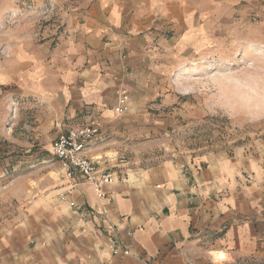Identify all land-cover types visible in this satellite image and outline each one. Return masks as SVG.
<instances>
[{
	"label": "crops",
	"instance_id": "crops-1",
	"mask_svg": "<svg viewBox=\"0 0 264 264\" xmlns=\"http://www.w3.org/2000/svg\"><path fill=\"white\" fill-rule=\"evenodd\" d=\"M240 2L83 0L63 11L50 49L29 46L24 24L22 46L11 49L22 60L0 70V127L11 101L47 111L44 127L55 137L101 120L87 155L113 178L97 190L63 174L61 188L32 206L0 160V182H8L0 190V264H264V141L144 158L161 130L193 111L192 93L174 90L173 72L240 41ZM122 87L130 107L116 115ZM74 181L72 207L59 193Z\"/></svg>",
	"mask_w": 264,
	"mask_h": 264
},
{
	"label": "rangeland",
	"instance_id": "rangeland-1",
	"mask_svg": "<svg viewBox=\"0 0 264 264\" xmlns=\"http://www.w3.org/2000/svg\"><path fill=\"white\" fill-rule=\"evenodd\" d=\"M81 1L0 0V70L7 73L14 62L22 60L23 55H14L11 49L22 46L24 24H31L29 46L53 48L63 31L61 14ZM235 8V17L244 26L240 41L173 72L174 90L192 93L187 102L193 111L157 134V144L145 152L146 161L264 141V0H241ZM223 18L230 22V15L225 13ZM248 21L254 23L249 36ZM2 90L9 94L11 85ZM6 109L0 127V160L11 171H4L5 179L19 177L22 181L13 188L26 191V203L39 205L64 183L61 163L52 151L56 129L44 127L49 117L45 110L17 108L12 101ZM8 157L18 163L9 165ZM6 184L1 181L0 190ZM1 201L0 206H5Z\"/></svg>",
	"mask_w": 264,
	"mask_h": 264
},
{
	"label": "built area",
	"instance_id": "built-area-1",
	"mask_svg": "<svg viewBox=\"0 0 264 264\" xmlns=\"http://www.w3.org/2000/svg\"><path fill=\"white\" fill-rule=\"evenodd\" d=\"M130 107V92L122 87L117 90V101L113 108L116 115L125 114ZM103 123L95 120L92 123L71 127L61 131L53 145L54 156L60 161L61 169L66 178L75 179L79 174L85 181L93 184L97 190L102 181L113 178L109 172L100 169V161L87 155L90 143L102 133ZM77 182L74 181L67 189L59 193L61 200H68L72 207L76 202L70 199ZM101 195H103L101 193ZM110 248L114 254L121 252V247L116 240L110 241ZM124 253L128 251H123ZM225 260V259H224Z\"/></svg>",
	"mask_w": 264,
	"mask_h": 264
}]
</instances>
